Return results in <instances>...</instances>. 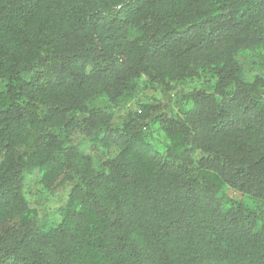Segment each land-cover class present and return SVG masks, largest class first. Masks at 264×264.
I'll return each mask as SVG.
<instances>
[{"label":"trees","instance_id":"trees-1","mask_svg":"<svg viewBox=\"0 0 264 264\" xmlns=\"http://www.w3.org/2000/svg\"><path fill=\"white\" fill-rule=\"evenodd\" d=\"M0 264H264V0H0Z\"/></svg>","mask_w":264,"mask_h":264},{"label":"rangeland","instance_id":"rangeland-1","mask_svg":"<svg viewBox=\"0 0 264 264\" xmlns=\"http://www.w3.org/2000/svg\"><path fill=\"white\" fill-rule=\"evenodd\" d=\"M82 148V150L85 152V153H87V154H89L91 157L93 156V157H96L98 154H100V152L101 151H95V150H93L91 147L89 148V146H87V145H84V146H82L81 147ZM250 204H251V202H249Z\"/></svg>","mask_w":264,"mask_h":264}]
</instances>
